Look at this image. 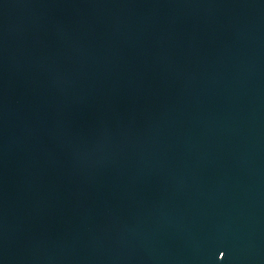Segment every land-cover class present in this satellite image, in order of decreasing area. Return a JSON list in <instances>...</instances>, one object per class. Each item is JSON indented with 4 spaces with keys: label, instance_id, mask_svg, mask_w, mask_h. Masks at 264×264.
<instances>
[{
    "label": "water",
    "instance_id": "95a60500",
    "mask_svg": "<svg viewBox=\"0 0 264 264\" xmlns=\"http://www.w3.org/2000/svg\"><path fill=\"white\" fill-rule=\"evenodd\" d=\"M0 264H264V0H0Z\"/></svg>",
    "mask_w": 264,
    "mask_h": 264
}]
</instances>
